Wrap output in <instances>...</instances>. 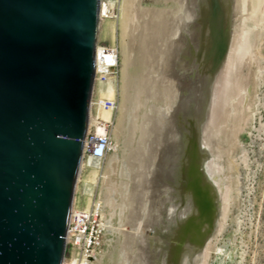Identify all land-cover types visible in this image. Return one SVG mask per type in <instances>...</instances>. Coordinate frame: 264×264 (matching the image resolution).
I'll return each mask as SVG.
<instances>
[{"label": "rangeland", "instance_id": "1", "mask_svg": "<svg viewBox=\"0 0 264 264\" xmlns=\"http://www.w3.org/2000/svg\"><path fill=\"white\" fill-rule=\"evenodd\" d=\"M187 1L140 0L130 22L126 44L131 66L125 79V115L123 114L124 119L121 121L118 146L114 148L116 145L112 141L111 152L100 161L108 169L101 194L102 213L98 214L101 216L98 218V226L102 235L100 247L89 249L90 253L96 255L105 254L99 264H132L137 261L138 254L143 256H139V264H144V261L148 264V260H145L146 256L148 258L146 244H152L154 236L149 219L150 210L158 206L154 205L157 200L159 203L154 193L159 194V175L162 165H165L158 155L161 152L160 147H169L173 138L171 137L170 142L165 138L169 136L163 137L170 127L168 121L171 113L168 110L172 104L176 106L179 103L185 92L190 99L194 97L191 102L198 101L196 106L191 103L192 108L199 114L195 115L200 116L197 120H203L198 132L199 147L202 148L206 161L213 165L217 177L224 182L223 190L218 194V212L210 240L215 251H210L208 264H264V82L258 88L254 86L255 73L264 69V32L259 38L254 35L257 27L264 25V0L233 1L229 48L224 61L226 69L223 66L222 70L227 71L230 63L235 66L232 68L236 72L231 79V99H227L228 103L224 105L218 121L213 122L210 120L209 106L207 109L205 106L208 99L206 95L210 90H205L208 89L203 76L205 70L203 67L202 71L199 70L201 65H198L197 69H192V75L190 72L188 77H180L177 72L178 64L175 65L178 58V49L175 46L178 39L176 21L180 12L188 8L191 0L188 5ZM144 7L143 10L139 9ZM100 44L110 45L105 40H101ZM240 50L247 51L245 60L235 61V55ZM195 69L200 72L193 74ZM112 75L117 76L116 68L112 70ZM256 101L257 110L251 121V110ZM95 103L96 100L93 99L94 114ZM195 125L197 124H193ZM191 128L192 124L187 127ZM111 130L112 127H109L110 135ZM164 141L170 143L164 146ZM242 150L247 154L246 164L240 163L239 153ZM168 167L163 169L167 171ZM237 176L240 177L242 189L238 197H232V201L227 196H232L234 179ZM156 177L155 182L158 181L159 184L153 182ZM154 183L156 186L152 187Z\"/></svg>", "mask_w": 264, "mask_h": 264}, {"label": "water", "instance_id": "2", "mask_svg": "<svg viewBox=\"0 0 264 264\" xmlns=\"http://www.w3.org/2000/svg\"><path fill=\"white\" fill-rule=\"evenodd\" d=\"M101 0H0V264H62L91 128Z\"/></svg>", "mask_w": 264, "mask_h": 264}, {"label": "bare ground", "instance_id": "3", "mask_svg": "<svg viewBox=\"0 0 264 264\" xmlns=\"http://www.w3.org/2000/svg\"><path fill=\"white\" fill-rule=\"evenodd\" d=\"M233 1L234 0H191L188 8L180 12L179 16L177 15L178 18L175 29L178 31V33L176 32L178 36H175H177L178 39H176L177 43L174 42L177 44L175 46L178 49V58L175 62V65L178 64V67L176 66L178 69L177 72L180 77H188L193 68L197 69V66L201 65L198 68L202 71L203 67L205 70V72H203L205 75L203 76H205V82L208 85V89L205 90H210L209 94L207 93L209 96L206 95V97H208L206 100L207 105L201 102L206 106V109L209 106L210 120H212V122L220 117L221 112L224 110L223 108L226 106L225 104L227 99H229L232 87L231 79L234 75L233 73L236 72H233L235 66L233 67L230 63L228 64L230 67L227 68V71L222 70L223 66L225 67L224 69H226L224 61L229 48V30L234 9ZM139 2L140 0H101L100 2V29L96 46V78L91 98L90 134H95L96 136L109 135L108 128L112 127L110 136L111 140L115 142L116 146H113L114 148L118 146V137L122 127L121 121H123V114L125 115V113H123L126 94L125 79L128 73H130L129 70L131 66V60H129L128 57L126 36H128L127 32L130 27V22L135 15L134 13H136L135 11L140 4ZM184 2H186V0H184ZM190 7L192 11L189 10ZM139 9L143 10L145 7ZM263 32L264 25H260L257 27L254 35L259 38ZM250 37L253 38V36ZM247 39H249V37H247ZM101 40L108 41L110 45L102 46L100 44ZM246 55L247 51L240 50L235 55L236 57L234 60L242 61ZM114 68L117 69V76L112 75V70ZM196 69L193 71V74L195 72H200ZM255 74L254 86L258 88L260 84L264 82V69H260V71ZM178 80H180V78ZM182 93L184 92L182 91ZM203 96L205 97L204 93ZM203 96H201L202 99ZM93 99L96 100L95 114L92 104ZM193 99L194 97L190 99L188 93L186 94L185 92L182 98H180V101L178 100L179 103L174 102L177 104L176 106L172 104L175 108L171 106L172 109L170 108L168 110L171 113H169V123L167 122L170 127L167 128L168 125L166 127L167 130L169 129V132L165 131L169 134L167 135L164 133L165 135L162 136H169L170 138H165L170 140V142L171 137H173V143L171 142V144H169V142V147H165L166 149L163 146L164 149H161L160 145L156 144L161 150L160 155H158L157 152V155L161 158L158 157V159L162 160L165 165H162V171H160L161 169L159 170V176H161L158 189L159 194L154 193L156 196L158 195L157 197L159 198L156 196L155 198L159 199V203L157 200V203H154V205L158 204V206L150 210L151 215L149 219L153 226L154 236L153 243L150 242L152 243L150 245L146 244L145 251L147 252L146 255H148V258L146 256L145 260H148H146L148 264H208L207 258L210 256V251L212 249L215 251V247L212 246L210 240L215 228L218 212V194L223 190L222 184L224 185V182H221L222 180L217 177L213 165L211 166L210 163L206 161L201 151L202 148L200 149L199 147L198 132L203 120H197L200 116L197 117L195 115L197 111L195 113L192 104L196 106L198 101L197 99L196 103L193 101L194 104L191 102ZM257 103L258 101L254 104V107L253 105L250 106L251 108L253 107L251 110V121L257 110ZM163 116H161V118ZM191 124L192 128L196 127L193 130L192 128L187 129ZM193 124L197 125L193 126ZM235 132H237V130ZM163 143L164 146L168 145L165 141ZM239 154L240 163L246 164L247 154L245 150H242ZM158 159L157 161L159 162ZM100 161L99 159H93L89 155L87 157L79 199L74 243L70 247V251H67L64 255L62 264H99L101 257L105 255L104 253L99 255L90 253V248L88 246L93 237H90V235L87 236L83 229L88 218H97V215L101 212V194L106 176L108 175V169L107 166L104 167L101 165ZM111 161L109 160V163H111ZM107 165L111 166L110 164ZM167 167L168 169L165 171ZM155 179L157 180V177L153 178V182H155ZM239 179V176H237V178L235 177V188L232 190V196H230L231 194H228V196L226 195L228 199L232 200L233 196L238 197L240 194L242 183H240L241 180L239 181ZM153 182H151V184ZM155 183L157 184L158 181ZM234 204L235 203H233V205ZM105 209L106 208H104V210ZM104 214L105 213H103V215ZM95 237H98V235ZM98 239L100 242V236ZM138 255L141 256L140 254ZM142 257L143 256H141V258ZM138 258L137 261H133V263L137 262L136 264H139Z\"/></svg>", "mask_w": 264, "mask_h": 264}, {"label": "built area", "instance_id": "4", "mask_svg": "<svg viewBox=\"0 0 264 264\" xmlns=\"http://www.w3.org/2000/svg\"><path fill=\"white\" fill-rule=\"evenodd\" d=\"M111 142L112 140L110 134L104 136H96L95 134H90L88 155L93 159L102 160L103 158H105V156L108 155L109 152H111ZM97 216V218H88L83 227L85 234L87 236L90 235V237H93V239L90 240L88 246L90 249L93 247H100L101 243V240L99 242L98 239V237H101L102 235L101 230H99L98 226V218L101 217L99 215ZM97 235L98 237H95Z\"/></svg>", "mask_w": 264, "mask_h": 264}]
</instances>
